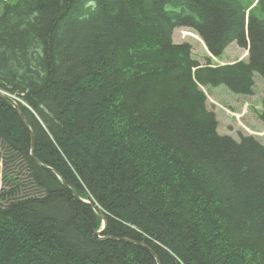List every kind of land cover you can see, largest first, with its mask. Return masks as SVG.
I'll return each mask as SVG.
<instances>
[{
	"label": "trees",
	"instance_id": "obj_1",
	"mask_svg": "<svg viewBox=\"0 0 264 264\" xmlns=\"http://www.w3.org/2000/svg\"><path fill=\"white\" fill-rule=\"evenodd\" d=\"M233 42L246 60L214 64ZM255 73L264 0H0V91L29 125L0 98V144L32 188L2 169L0 264H264V145L219 134L203 90Z\"/></svg>",
	"mask_w": 264,
	"mask_h": 264
},
{
	"label": "rangeland",
	"instance_id": "obj_2",
	"mask_svg": "<svg viewBox=\"0 0 264 264\" xmlns=\"http://www.w3.org/2000/svg\"><path fill=\"white\" fill-rule=\"evenodd\" d=\"M174 43L188 42L192 45V55L201 64L205 63L208 52L199 37L189 28H176L173 32ZM211 57V56H210ZM247 50L240 48L235 42L231 43L219 58H212L214 64H226L237 60H246ZM208 102L207 106L214 111L218 125V133L228 135L235 140H239L241 135H252L264 145V125L257 119V113L262 110L264 104V79L255 73L253 94L239 95L232 92L227 86H208L206 90ZM2 169L7 175L10 172L20 174V181L26 183V188L21 190V194L30 193V182L26 180L25 168L20 157L12 154L8 148L0 144V196L5 195L12 188V184L5 180ZM22 175V177H21ZM36 192V190H35ZM3 193V194H2Z\"/></svg>",
	"mask_w": 264,
	"mask_h": 264
},
{
	"label": "water",
	"instance_id": "obj_3",
	"mask_svg": "<svg viewBox=\"0 0 264 264\" xmlns=\"http://www.w3.org/2000/svg\"><path fill=\"white\" fill-rule=\"evenodd\" d=\"M0 98L1 99H3V100H5V101H7L9 104H11L15 109H16V111L18 112V114H19V116H20V119H21V121L25 124V126L29 129V125H28V123L26 122V120H25V118H24V116H23V114H22V112H21V110H20V108H19V105L16 103V101H15V97H13L12 95H10V94H8V93H5V92H3V91H0ZM31 156L33 157V159L35 160V162L39 165V166H43L38 160H36L35 158H34V156H33V140H32V149H31ZM45 169H48V170H50V171H52V172H54L53 171V169H51V168H49V167H46V166H43ZM56 174V173H55ZM57 175V174H56ZM57 177L59 178V176L57 175ZM63 183V185L65 186V187H67L71 192H72V194L74 195V197L76 198V199H78V200H80V201H82V202H84V203H87L88 205H90L92 208H93V210L95 211V213L97 214V215H99L100 217H101V219H102V223H103V225H102V228L99 230V231H96L94 234H93V238H95V239H103L102 237H101V234L103 233V231L105 230V228H106V220H105V217H104V215L101 213V211L98 209V207H97V205H95V203H94V201L93 200H82V199H80L74 192H73V190L71 189V188H69L64 182H62ZM121 240H125V239H121ZM139 245H141V246H145V244L144 243H138ZM149 251H150V253L155 257V259H156V262L159 264V260H158V257L156 256V254L151 250V249H149V248H147Z\"/></svg>",
	"mask_w": 264,
	"mask_h": 264
},
{
	"label": "crops",
	"instance_id": "obj_4",
	"mask_svg": "<svg viewBox=\"0 0 264 264\" xmlns=\"http://www.w3.org/2000/svg\"><path fill=\"white\" fill-rule=\"evenodd\" d=\"M258 114V113H257ZM258 119V118H257ZM258 121H259V119H258ZM263 125V124H262Z\"/></svg>",
	"mask_w": 264,
	"mask_h": 264
},
{
	"label": "bare ground",
	"instance_id": "obj_5",
	"mask_svg": "<svg viewBox=\"0 0 264 264\" xmlns=\"http://www.w3.org/2000/svg\"><path fill=\"white\" fill-rule=\"evenodd\" d=\"M15 97V96H14ZM16 103H17V101H16Z\"/></svg>",
	"mask_w": 264,
	"mask_h": 264
}]
</instances>
